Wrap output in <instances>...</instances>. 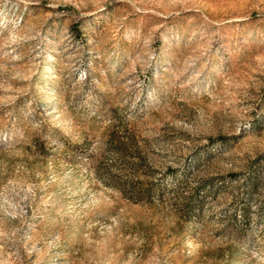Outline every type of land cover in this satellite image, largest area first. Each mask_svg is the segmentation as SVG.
I'll use <instances>...</instances> for the list:
<instances>
[{"label": "rangeland", "instance_id": "1", "mask_svg": "<svg viewBox=\"0 0 264 264\" xmlns=\"http://www.w3.org/2000/svg\"><path fill=\"white\" fill-rule=\"evenodd\" d=\"M0 264H264V0H0Z\"/></svg>", "mask_w": 264, "mask_h": 264}]
</instances>
